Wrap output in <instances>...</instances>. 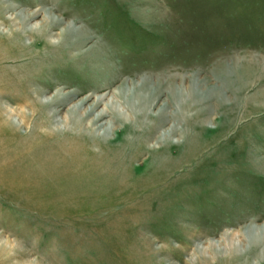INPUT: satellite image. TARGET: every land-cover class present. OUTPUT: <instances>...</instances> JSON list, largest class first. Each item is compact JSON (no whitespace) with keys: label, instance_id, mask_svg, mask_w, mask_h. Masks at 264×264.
I'll list each match as a JSON object with an SVG mask.
<instances>
[{"label":"rangeland","instance_id":"obj_1","mask_svg":"<svg viewBox=\"0 0 264 264\" xmlns=\"http://www.w3.org/2000/svg\"><path fill=\"white\" fill-rule=\"evenodd\" d=\"M0 3L15 7L0 19L1 35L45 30L47 16L59 21L44 36H24L37 50L62 44L66 27L89 35L70 54L92 48L91 59H60L49 73L58 89L80 94L50 108L57 128L96 92L104 100L95 109L106 105L107 117L90 124L92 98L79 112L88 129L132 153V142L166 117L151 131V151L130 162L140 176L128 183L134 190H10L0 180L1 258L20 251L34 264H264V0ZM0 101L24 135L29 122L13 99ZM139 101L147 106L141 127L132 114Z\"/></svg>","mask_w":264,"mask_h":264},{"label":"bare ground","instance_id":"obj_2","mask_svg":"<svg viewBox=\"0 0 264 264\" xmlns=\"http://www.w3.org/2000/svg\"><path fill=\"white\" fill-rule=\"evenodd\" d=\"M14 10L13 5L0 3V19L3 18V14ZM37 13L25 15L19 13L16 20L23 24L34 18ZM2 21L7 22L5 19ZM43 24L49 26V29L36 30L30 27L27 30L23 27L0 34V100L12 98L16 105L14 111L20 110L18 117L22 124L29 122L28 131L19 136L13 121L6 118L8 114L5 107L2 108L0 105V180H6L10 190H134L128 183L135 182L140 176L131 167L130 162L144 155L148 149L146 145L151 140V133L166 117H160L157 123L154 121L155 124L153 122L148 131L143 133L145 139L141 142H132L138 145L136 149L132 148V153L131 149L124 146L111 147L98 139L95 131L88 129L85 118L79 112L92 98L93 101L85 109L90 124L95 125L107 117L106 105L101 110L95 109L104 100L103 95H94L96 92L80 97V100L71 107L70 114L73 116L63 118L62 127L57 128L53 121L56 111H50V108L64 105L80 94L77 91L63 92V88L58 89L60 84H52L53 80L49 73L58 69L61 66L59 62L64 59L81 58L83 53L91 59L92 54L96 52L89 48L72 56L70 52L78 50V45L87 42L89 35L70 27L61 31L62 44L55 45L46 41L42 43V47L40 46L41 50H37L35 41L27 44L23 42L24 36L32 38V35L39 37L48 34V30L59 24V21L47 16ZM88 67L93 69L91 66ZM93 70L96 71V67ZM227 74L231 77L233 73ZM50 88L54 91L51 96L46 97ZM139 102L143 106L137 105L136 111L132 114L141 127L147 118V106L141 103L142 101ZM23 108L28 109L30 114L21 113ZM110 124L113 123L110 121ZM100 128L103 135L109 129L103 126ZM171 131L164 135V139ZM93 149L96 151H92ZM165 159L164 156L163 160ZM157 168L152 163L146 172L153 174ZM13 257H16V263L11 262ZM0 264L34 263L25 259L22 252L15 251L9 257H0Z\"/></svg>","mask_w":264,"mask_h":264}]
</instances>
